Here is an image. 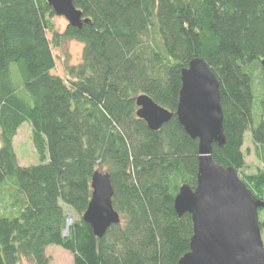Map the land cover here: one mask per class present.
Segmentation results:
<instances>
[{
    "label": "trees",
    "instance_id": "obj_1",
    "mask_svg": "<svg viewBox=\"0 0 264 264\" xmlns=\"http://www.w3.org/2000/svg\"><path fill=\"white\" fill-rule=\"evenodd\" d=\"M73 3L82 29L47 0H0V197L11 182L24 202L0 217V264H179L194 228L175 198L199 171V141L176 116L182 73L201 59L219 82L226 140L214 162L242 170L247 134L264 160V0ZM142 95L174 114L157 132L137 115ZM97 171L121 219L101 239L84 221Z\"/></svg>",
    "mask_w": 264,
    "mask_h": 264
},
{
    "label": "water",
    "instance_id": "obj_2",
    "mask_svg": "<svg viewBox=\"0 0 264 264\" xmlns=\"http://www.w3.org/2000/svg\"><path fill=\"white\" fill-rule=\"evenodd\" d=\"M59 16L82 29L88 20L73 0H47ZM138 117L159 131L174 114L148 96L137 98ZM176 116L186 133L199 141L197 185L180 188L174 208L181 217L190 215L194 228L190 252L179 264H264V243L259 210L264 202L253 197L238 171L225 169L213 160V145L225 144L224 116L219 82L205 61L196 59L182 73V91ZM92 197L84 214L95 236L120 224L113 207L114 188L109 174L95 172L91 179ZM69 227V224H68Z\"/></svg>",
    "mask_w": 264,
    "mask_h": 264
},
{
    "label": "rangeland",
    "instance_id": "obj_3",
    "mask_svg": "<svg viewBox=\"0 0 264 264\" xmlns=\"http://www.w3.org/2000/svg\"><path fill=\"white\" fill-rule=\"evenodd\" d=\"M66 50L71 58V64H78L81 58L82 47L76 42H70L67 43ZM262 72L263 71H261V69H258L256 70L255 75L259 78H262L264 77ZM263 91L264 90L262 88L259 90L257 89L259 100L255 104V127L260 125L261 118L264 116ZM243 153L245 158V167L238 171V177L246 184L248 190L255 199L264 202V184H257L254 181L257 177L264 175V160L257 156L255 145L252 142L250 134L246 135ZM23 204V198L21 195H19L14 183H7L4 186L2 195L0 197V217H17ZM258 214L260 224H264V209H260ZM68 224L70 227L71 221H69ZM261 231L262 240L264 243V229Z\"/></svg>",
    "mask_w": 264,
    "mask_h": 264
}]
</instances>
